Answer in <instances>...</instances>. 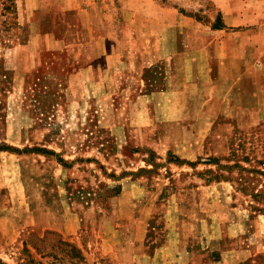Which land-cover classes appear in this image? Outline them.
I'll return each mask as SVG.
<instances>
[{
    "label": "rangeland",
    "instance_id": "374dc122",
    "mask_svg": "<svg viewBox=\"0 0 264 264\" xmlns=\"http://www.w3.org/2000/svg\"><path fill=\"white\" fill-rule=\"evenodd\" d=\"M254 5L0 0V264H264Z\"/></svg>",
    "mask_w": 264,
    "mask_h": 264
},
{
    "label": "crops",
    "instance_id": "0c3cea01",
    "mask_svg": "<svg viewBox=\"0 0 264 264\" xmlns=\"http://www.w3.org/2000/svg\"><path fill=\"white\" fill-rule=\"evenodd\" d=\"M253 1H255V0H253ZM238 8H240V7H238ZM233 11L234 10H232L231 12L233 13ZM239 11H241V10H239ZM250 11H252L254 14L255 13H258L257 14V17L259 18V21H258V23H253L252 24L253 27L248 28L247 29V32H249V33H257L258 31H262L264 29V13H261L260 11H264V10L263 9H260V8H255V5H254L253 8H251ZM231 18L232 19H234V18L237 19L238 18V13H236L234 15H231ZM221 43L224 44V45H228V47L226 48V50H227V52L229 54L233 55V54H236L238 52L237 46L239 44V41H238L237 38L232 37V36H227L223 40H221ZM221 43L220 42L217 43L218 44L217 47H216L217 53L219 51V48H220V44ZM254 43H255V41H251V39H250V40H247L245 42V45L247 47H250V46L254 47L253 46ZM259 53H261V52H259ZM245 54H248V51L245 52ZM230 57H234V56H230ZM245 58H249V56H245Z\"/></svg>",
    "mask_w": 264,
    "mask_h": 264
},
{
    "label": "trees",
    "instance_id": "16d2710c",
    "mask_svg": "<svg viewBox=\"0 0 264 264\" xmlns=\"http://www.w3.org/2000/svg\"><path fill=\"white\" fill-rule=\"evenodd\" d=\"M73 249H76L77 250V247L73 246Z\"/></svg>",
    "mask_w": 264,
    "mask_h": 264
}]
</instances>
